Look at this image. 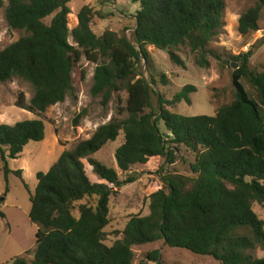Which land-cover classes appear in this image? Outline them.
I'll list each match as a JSON object with an SVG mask.
<instances>
[{"label": "trees", "instance_id": "1", "mask_svg": "<svg viewBox=\"0 0 264 264\" xmlns=\"http://www.w3.org/2000/svg\"><path fill=\"white\" fill-rule=\"evenodd\" d=\"M131 1L140 5L132 41L115 32L97 36L92 28L96 14L90 6L81 9L78 26L70 30L71 0H0L9 28L26 34L0 52V84L21 80L31 85L33 113L43 115L75 98L73 73L83 57L97 65L93 97H103L107 105L113 94H128L126 107L119 109L120 115L127 113L126 119L101 126L90 139L65 151L48 173L38 174L29 214L38 227L34 259L17 257L7 264H134V248L161 241L221 264H264V258L252 254L264 252V221L254 212L255 204L264 208V72L250 68L252 51L233 57L239 68L233 73L231 104L213 117L171 112L167 107L191 105L197 88L187 85L168 101L153 88L156 79L149 82L138 65L144 59L151 69L147 48L154 47L169 51L171 60L184 67L171 50L188 46L198 66L209 68L210 56L220 58L209 46L225 26V2ZM263 11L264 0H258L242 15L239 32L243 36L261 30ZM50 17L48 25L45 21ZM24 105L22 95L19 107ZM161 122L167 135L160 131ZM122 132L125 142L116 158L119 170L129 174L123 181L116 169L94 157ZM45 139L41 119L0 125V175L7 181L13 174L23 179L22 170L13 171L10 161L20 158L30 143ZM180 147L196 154L192 176L163 175L164 187L150 196V214L131 217L119 234L122 238L109 246L106 229L111 224L114 190L139 180L132 172L136 166L160 158L175 164ZM85 162L101 182L92 183ZM0 217L6 218L2 212ZM148 257L160 261L161 252Z\"/></svg>", "mask_w": 264, "mask_h": 264}, {"label": "rangeland", "instance_id": "2", "mask_svg": "<svg viewBox=\"0 0 264 264\" xmlns=\"http://www.w3.org/2000/svg\"><path fill=\"white\" fill-rule=\"evenodd\" d=\"M226 8L224 12L225 26L219 35L210 44L209 49L220 58L210 56V67L200 68L197 56L188 46L171 50L184 62V67L171 60L169 51H160L154 47L147 50L151 57V69L142 59L138 71L152 83L156 79L155 91L166 100L172 101L174 96L187 85L197 88L191 95V105L182 102L175 107H167L171 112L187 117L215 116L217 111L231 104L235 99V86L233 73L238 70L239 63L233 62L238 57L252 51L249 60L252 70L264 72V11L260 23V31L243 36L239 32V20L250 8L255 7L258 0H223ZM7 3L8 0H5ZM90 6L94 9L95 17L92 28L99 37L107 32H115L120 37L126 36L133 40L137 28L136 14L140 5L127 0H71L69 7V28L73 30L78 26V15L81 9ZM53 17L45 22L50 25ZM26 34L9 28L5 19L4 9H0V52L19 41ZM70 43L75 46L72 39ZM236 64V68L233 65ZM97 65L83 57L73 73L75 98L69 97L65 103L50 108L45 114L37 115L30 109L34 91L31 85L14 80L0 84V125H15L16 123L41 119L46 126V139L43 142L30 143L22 156L10 161L13 171L23 172V179L10 175L8 181L3 174L0 175V212L6 218L0 217V264H7L17 257H24L28 261L34 259L36 248V234L38 227L31 223V196L38 187V174L48 173L58 162L65 151L73 150L77 144L90 139L103 125L112 121H121L127 118V113L120 115L119 109L127 105L128 94L123 91L115 93L111 101L103 104V97H93L92 87ZM248 90L250 87L243 81ZM24 96V108L19 107L20 97ZM121 101V103L119 102ZM157 106L158 98L154 96ZM79 120V127L76 122ZM162 134L167 135L168 129L164 122L159 124ZM125 135L122 132L118 139L110 142L94 157L109 168L116 169L120 180H125L129 174L122 173L117 164L116 154L124 144ZM196 161V154L186 148L180 147L177 152L176 163L171 165L163 158L152 160L145 166H136L132 169L139 180L125 186L111 197L110 220L106 229L108 233L107 244L111 246L121 234L130 218L150 214V196L164 187L162 176L175 174L192 176L191 165ZM85 166L89 172L88 164ZM161 172V173H160ZM92 183L101 182L88 173ZM9 187V191H8ZM86 201L85 203H87ZM95 200L89 203L94 204ZM254 212L264 221V208L254 205ZM78 217V213L75 212ZM154 251L161 252L160 261L149 260V254ZM134 264H221L211 257L195 255L187 250L169 248L164 241L134 248ZM255 258H264V252L256 250Z\"/></svg>", "mask_w": 264, "mask_h": 264}, {"label": "water", "instance_id": "3", "mask_svg": "<svg viewBox=\"0 0 264 264\" xmlns=\"http://www.w3.org/2000/svg\"><path fill=\"white\" fill-rule=\"evenodd\" d=\"M233 67L236 68V64H234Z\"/></svg>", "mask_w": 264, "mask_h": 264}, {"label": "crops", "instance_id": "4", "mask_svg": "<svg viewBox=\"0 0 264 264\" xmlns=\"http://www.w3.org/2000/svg\"><path fill=\"white\" fill-rule=\"evenodd\" d=\"M1 229H2V227H1Z\"/></svg>", "mask_w": 264, "mask_h": 264}]
</instances>
